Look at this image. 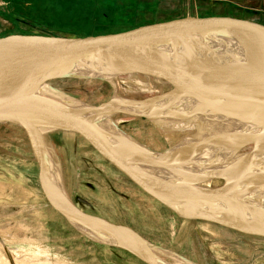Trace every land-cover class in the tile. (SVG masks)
Segmentation results:
<instances>
[{"label": "water", "instance_id": "1", "mask_svg": "<svg viewBox=\"0 0 264 264\" xmlns=\"http://www.w3.org/2000/svg\"><path fill=\"white\" fill-rule=\"evenodd\" d=\"M183 72L199 100L218 105L240 103L264 116V25L230 17H184L116 34L0 38V126H15L24 133L45 202L94 241L126 252L142 264L166 263L130 228L85 214L72 204L50 178L43 134L62 132L79 137L178 220L264 239V208L255 209L258 200L264 199V128L214 138L192 157L184 154V146L202 139L186 138L156 153L132 142L114 125V132L103 125L117 115L152 121L182 120L195 113L164 116L159 110L163 107L155 105L161 97L113 99L89 108L47 97L44 92L54 81L108 82L138 76L167 83L171 93L166 96H170L179 92ZM229 145L235 147L232 156L237 158L230 167L221 173L218 169L202 172L207 162L202 153L210 157ZM244 147H250V152L236 156ZM214 179L221 180V185L203 187ZM258 191L261 197L256 198Z\"/></svg>", "mask_w": 264, "mask_h": 264}, {"label": "rangeland", "instance_id": "2", "mask_svg": "<svg viewBox=\"0 0 264 264\" xmlns=\"http://www.w3.org/2000/svg\"><path fill=\"white\" fill-rule=\"evenodd\" d=\"M230 17L264 25V0H0V38L9 35L92 36L182 17ZM44 94L71 105L98 108L113 99L146 100L171 93L164 82L123 76L108 82L60 80ZM111 125L132 142L161 153L199 132L163 130L146 117L117 115ZM190 134V135H189ZM54 180L85 214L130 228L166 264H264V239L221 227L178 220L103 161L79 137L49 132L42 137ZM241 148L236 156L249 153ZM208 158L207 166L216 163ZM215 160V161H213ZM216 164L219 165L217 162ZM217 165V166H218ZM220 168V165L218 166ZM212 175V173H210ZM214 179L203 187L215 188ZM256 204L255 209L262 208ZM251 212V211H250ZM256 215L258 211H253ZM0 264H142L98 243L67 223L45 202L37 165L21 129L0 126Z\"/></svg>", "mask_w": 264, "mask_h": 264}, {"label": "bare ground", "instance_id": "3", "mask_svg": "<svg viewBox=\"0 0 264 264\" xmlns=\"http://www.w3.org/2000/svg\"><path fill=\"white\" fill-rule=\"evenodd\" d=\"M179 87L178 93L158 98L155 105H158V108L163 107V109L159 110L162 111L161 114L164 116H171L172 114L186 116L189 112L195 113V115L186 119L182 118V120H159L154 118L152 121L159 128L170 132L191 133L199 132L200 130L205 131L206 139L203 142H192L189 143V146H184L186 149L182 151L189 157L195 155L202 145L207 144L214 138L238 135L243 132H258L264 128V116L250 107H245L235 102L218 105L199 100L198 93L192 90V81L186 72L180 74ZM234 149L235 147L231 145L223 146L220 147L218 153L210 157L206 153H202L205 159L218 158L217 162L220 165V168H218L217 162H212V166L208 167L207 172H215L218 169L221 173L227 167H230V164L237 159L232 156L235 152ZM255 196L256 198L261 197L259 191L256 192ZM257 204L260 205V203ZM261 206L264 208L263 203Z\"/></svg>", "mask_w": 264, "mask_h": 264}, {"label": "trees", "instance_id": "4", "mask_svg": "<svg viewBox=\"0 0 264 264\" xmlns=\"http://www.w3.org/2000/svg\"><path fill=\"white\" fill-rule=\"evenodd\" d=\"M182 18H184V17H182ZM172 19H176V18H169V19L167 18V19H164L162 21H169V20H172ZM160 22H155V23H160ZM149 24H154V23H149ZM149 24H146V25H149ZM142 26H144V24H142ZM137 27H140V26L137 25V26L131 27L129 29H125V30H122V31H119V32H114V33L112 32V33H108V34H116V33H120V32L131 30V29H134V28H137ZM98 35H107V34H95V35H92V36H98ZM77 37H86V35L77 36Z\"/></svg>", "mask_w": 264, "mask_h": 264}]
</instances>
